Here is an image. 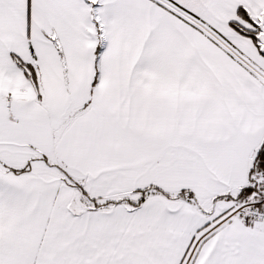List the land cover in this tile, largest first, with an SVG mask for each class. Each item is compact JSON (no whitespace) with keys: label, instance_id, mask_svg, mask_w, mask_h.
<instances>
[{"label":"snow or ice","instance_id":"6c2138e0","mask_svg":"<svg viewBox=\"0 0 264 264\" xmlns=\"http://www.w3.org/2000/svg\"><path fill=\"white\" fill-rule=\"evenodd\" d=\"M0 264H264V0H0Z\"/></svg>","mask_w":264,"mask_h":264}]
</instances>
